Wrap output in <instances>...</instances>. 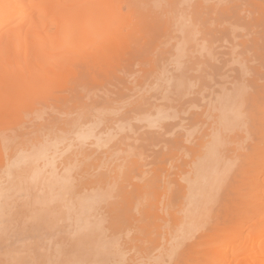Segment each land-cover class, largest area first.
<instances>
[{"label":"bare ground","instance_id":"bare-ground-1","mask_svg":"<svg viewBox=\"0 0 264 264\" xmlns=\"http://www.w3.org/2000/svg\"><path fill=\"white\" fill-rule=\"evenodd\" d=\"M0 264H264V0H0Z\"/></svg>","mask_w":264,"mask_h":264},{"label":"rangeland","instance_id":"rangeland-1","mask_svg":"<svg viewBox=\"0 0 264 264\" xmlns=\"http://www.w3.org/2000/svg\"><path fill=\"white\" fill-rule=\"evenodd\" d=\"M124 7H125V6H124ZM124 10H125V9H124ZM132 46H133V45H132ZM123 49H124V47H123V48H120L119 51H118V52L121 53V55L119 54V58H122L123 56H128L129 53L131 52V51H130V50H131V49H130V46H129V48L126 47V49H129L128 51L125 50V51H126V54H125V53L122 54V53L124 52ZM132 49H133V48H132ZM120 50H121V51H120ZM122 50H123V51H122ZM127 53H128V55H127ZM141 54H142V53H141ZM141 54L138 56L139 58H142V57H143V56H141ZM122 55H123V56H122ZM117 56H118V55H117ZM106 66H107V65H106ZM110 66H111V65H110ZM134 66H135V65H134ZM104 67H105V66H104ZM135 67H137V66H135ZM105 68H106V67H105ZM105 68H104V69H105ZM108 68H109V67H108ZM110 68H111V69H110ZM110 68H109V70H111L110 72H112L113 70L116 69L115 66H114V69H112V68H113V65H112V67H110ZM137 68H138V67H137ZM106 70H108V69H106ZM104 72H105V71H104ZM106 73H108V72L106 71ZM108 74H109V73H108ZM110 86H111V85H110ZM110 86H107V87L105 86L106 88H105V87H104V88L107 90V88L110 87ZM111 88H112V87H110V89H111ZM91 94H92V93H91ZM91 94H90V95H91ZM89 97H92V96H89ZM93 97H94V96H93ZM93 97H92V99H94ZM87 99H88V98H87ZM87 99H86V100H87ZM90 99H91V98L88 99V102H89ZM91 101H92V100H91ZM86 102H87V101H86ZM88 102H87V103H88ZM90 103H91V102H90ZM187 114H189V113H185L186 116H187ZM26 115H27V114H25V116H26ZM29 115H31V114H28V115H27L28 118L33 117V115H31V117H30ZM186 116H185V117H186ZM27 117L24 118V119L28 121V118H27ZM187 117H188V116H187ZM31 120H32V119H29V122H27V123H30ZM162 145H163V144H162ZM154 146H155V145H154ZM154 146H151V147H154ZM157 147H158V145H156V146H155L154 148H152V149H155V150H156ZM160 147H161V146H160ZM148 148H149V147H148ZM148 148H147V149H148ZM152 149H151V148H149L148 150H145V149H144V151H145L144 153H146V151H150V150H151V151H152V154H153V150H152ZM155 150H154V151H155ZM158 150H159V148H158ZM148 153H149V152H147L146 154H148ZM152 154H150V155H148V156L150 157ZM146 156H147V155H145V158H146ZM148 156H147V159H150V160H151V157H154V156H151V157L149 158ZM152 159L154 160V158H152ZM150 160H149V161H150ZM147 161H148V160H147ZM151 161H152V160H151ZM151 165H153V164H151ZM167 165H168V164H167ZM168 168H170V167H168ZM170 169H171V168H170ZM171 170H172V169H171ZM171 170H170V171H171ZM142 177H143V176H142ZM145 177H146V175H145ZM145 177H143V178L145 179ZM163 178H164V177H163ZM133 180L143 181V180L141 179V176H140V179H139V176H138V175H137V178H136V179L134 178ZM161 183H162V182H161ZM172 184H173V182H172ZM161 189H162V188H161ZM161 189H160V190H161ZM160 190H159V191H160ZM159 195H160V197L162 198L161 194H159ZM162 212H163V215L161 214ZM237 213H238V214H241V213H244V211L241 212V210H239ZM159 214H161L162 217L165 216V213H164L163 210H162V211L159 210ZM137 216H139V215L137 214ZM239 216H242V215H239ZM239 216H238V217H239ZM165 217H166V216H165ZM240 218H243V216L240 217ZM147 220H148V219H147ZM143 221H145V219H143L142 222H143ZM149 221H150V220H149ZM149 221H146V222L148 223ZM159 221L162 222L161 220H159ZM151 222H152V219H151ZM151 222H150V224H151ZM143 223H144V222H143ZM147 223H144V224H147ZM162 223H163V222H162ZM152 224H153V222H152ZM138 226H139V225H138ZM142 226H143V228H144V225H143V224L140 225V227H142ZM153 226H154V229H156V228H155V226H156V225H155V222H154ZM140 227H139V230H140ZM148 227L150 228V225H148ZM148 227H147V228H148ZM151 227H152V226H151ZM141 230H142V229H141ZM141 230H140V231H141ZM143 230H144V229H143ZM147 230H148V229H147ZM147 230H146V231H147ZM247 230H248V229H247ZM247 230H246V229L244 230L243 235H244V234H247ZM146 231L144 232L145 234L149 232V231H147V232H146ZM151 231H152V233H151V235H152V234L154 233V232H153L154 230H153L152 228H150V232H151ZM155 231L158 233V228H157ZM136 232H137V233H135V234H137V235H142V234H143V233H139V234H138L139 231H136ZM156 232H155V234H156ZM148 234H149V233H148ZM155 234H154L153 236H155ZM156 235H157V234H156ZM144 236H145V235H144ZM146 236H147V234H146ZM148 236H149V235H148ZM153 236H152V237H153ZM138 237H140V236H138ZM149 237H150V236H149ZM242 237H243V236H242Z\"/></svg>","mask_w":264,"mask_h":264}]
</instances>
